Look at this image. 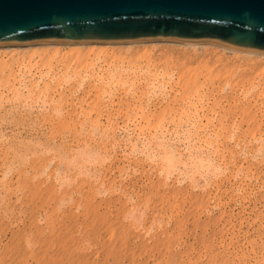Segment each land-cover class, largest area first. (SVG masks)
I'll use <instances>...</instances> for the list:
<instances>
[{
  "label": "rangeland",
  "instance_id": "rangeland-1",
  "mask_svg": "<svg viewBox=\"0 0 264 264\" xmlns=\"http://www.w3.org/2000/svg\"><path fill=\"white\" fill-rule=\"evenodd\" d=\"M164 48L150 56L134 49L114 56L84 54L76 60L23 59L14 67V76L27 86L19 89L20 98L14 95L19 77L14 81L8 72L0 74V264H264V64L202 47L198 53ZM35 82L39 87L47 83L49 90L41 93L43 88L38 87L39 92L32 88ZM58 99L61 117L69 123L81 121L84 114L77 118L76 112L90 110L88 121L99 125L93 129H99L98 134L87 121L83 128L70 126L66 139L81 143L88 138L85 141L95 148L102 146L101 155L100 150L92 151L97 155L71 151L67 164V159L60 161L61 188L49 175L54 161L42 175L33 178L30 171L25 173L23 163L36 159L32 153L29 159L30 151L16 143L46 136L41 125L37 132L23 122L29 119L25 111L29 105L30 118L40 116L48 122L43 130L54 129L62 119L52 110ZM92 103L101 104L98 110L103 111ZM166 104L175 114L189 111L182 119L189 123L171 124L168 117L175 116L171 110L157 138L179 142L190 149L182 148L183 155L198 151L210 163L195 168L186 160L189 166L180 164L176 175L172 172L167 179L165 173L159 174V165L147 159L148 137L154 130L144 118ZM12 105L14 117L5 114ZM7 145H17L18 150ZM13 150L21 152L19 159ZM57 150L45 153L44 159ZM105 152L108 158L101 160ZM4 156L18 165L8 173Z\"/></svg>",
  "mask_w": 264,
  "mask_h": 264
},
{
  "label": "water",
  "instance_id": "water-1",
  "mask_svg": "<svg viewBox=\"0 0 264 264\" xmlns=\"http://www.w3.org/2000/svg\"><path fill=\"white\" fill-rule=\"evenodd\" d=\"M144 39L264 52V0H0V45Z\"/></svg>",
  "mask_w": 264,
  "mask_h": 264
},
{
  "label": "bare ground",
  "instance_id": "bare-ground-1",
  "mask_svg": "<svg viewBox=\"0 0 264 264\" xmlns=\"http://www.w3.org/2000/svg\"><path fill=\"white\" fill-rule=\"evenodd\" d=\"M168 46H171V49L172 48H177V49H180V50H182L183 51V49H185V50H187V51H190V52H197L201 47H202V49L204 48L205 50H208V51H213V52H216V53H221L222 55L224 54V56H227V54H232L231 56L232 57H234L235 59H237V60H243V61H247V62H250V63H252V64H264V52H256V51H246V50H239V49H234V48H231V47H227V46H224V45H221V44H218V43H214V42H203V41H177V40H163V39H144V40H134V41H119V42H80V43H75V42H56V41H50V42H39V43H30V44H21V45H0V74H2V73H6V72H8V75H13L14 76V73H16L15 71H14V67L15 66H20V64H23L24 63V61H25V59H29V62H30V59H32V58H35V57H37V59L39 58V57H41V58H43V59H38L39 61L40 60H45V59H47L48 61H52V60H54L55 58H59L60 60H61V58H66V60H72L73 58H80L81 56H83L84 54H87V55H121L122 53L124 54H126V53H132V52H135L136 51V49H139V51H142V53L143 54H146V55H149V54H152L153 52H154V50L155 49H157L158 50V48H167ZM164 48V49H165ZM134 49H135V51H134ZM141 49V50H140ZM169 49V48H168ZM203 49V50H204ZM161 50V49H160ZM202 50V51H203ZM156 51V50H155ZM198 53V52H197ZM134 54V53H133ZM133 54H130V55H133ZM150 56V55H149ZM230 56V57H231ZM3 58H10L9 60H3ZM20 58H22V59H20ZM23 59H24V61H23ZM76 59H73V60H76ZM33 60V59H32ZM35 60V59H34ZM28 61V60H27ZM18 69H20V68H18ZM19 73H20V71H19ZM16 77H17V75L16 76H14L13 77V80L15 81V79H16ZM18 77H19V75H18ZM17 77V78H18ZM41 79V78H40ZM6 80V79H5ZM4 80V81H5ZM9 80V79H8ZM39 80V79H38ZM37 80V81H38ZM3 81V82H4ZM7 82V81H6ZM13 83V82H12ZM24 80L22 81V79L19 77V80H17V82H16V84L18 85V88H15V93H14V95H16V97H21V95H22V92H20L19 91V89L22 87V88H24V87H27V86H25L24 84ZM40 83V82H39ZM39 83H37V82H35V84H33V87L32 88H35V89H37L40 85H38ZM11 84V83H10ZM47 83H45V85H43L42 87H39L40 89H42L41 90V93L42 92H44L45 93V91L47 90H49L48 89V87H50V85H46ZM131 84V83H130ZM134 84V83H133ZM11 85H15V84H11ZM80 85H81V83H80ZM79 85V86H80ZM31 88V87H30ZM46 89V90H45ZM28 90L29 91H33V90H31V89H29L28 88ZM39 92H40V90L39 89H37ZM43 90H45V91H43ZM128 90H130V88L128 89ZM29 91L27 92V93H29ZM37 91V92H38ZM31 93V92H30ZM40 94V93H39ZM23 95H24V93H23ZM27 95H29V94H27ZM25 96V95H24ZM180 97H181V95H179ZM19 97V98H20ZM100 97V96H99ZM179 97V98H180ZM150 98V97H149ZM175 98V100H176V97H174ZM177 98H178V96H177ZM55 99V98H54ZM60 99V98H59ZM59 99L57 100L58 102L57 103H59L60 101H59ZM75 99H77V98H75ZM79 99V98H78ZM77 99V100H78ZM81 99V98H80ZM79 99V100H80ZM174 100V99H173ZM180 100H181V98H180ZM53 101V100H52ZM56 101V100H55ZM63 101H65V100H63L62 99V102ZM80 101H82V100H80ZM79 101V102H80ZM74 102V101H73ZM76 102V101H75ZM170 102V101H169ZM175 102V101H174ZM25 103V102H24ZM56 103V104H57ZM64 103V102H63ZM168 103V102H167ZM172 103V102H171ZM177 103V102H176ZM77 104V103H76ZM93 104H94V106H93ZM178 104V103H177ZM25 105H26V103H25ZM60 105H62V103L60 104L59 103V105H57V107H54L55 106V103L53 102V107L52 108H54V109H52V110H54V113H56L57 114V116L59 117H61V115H63L62 113V110L63 109H61V108H63L62 106H60ZM101 105V104H100ZM100 105H96V103H92V105L91 106H93V107H95V106H97L96 107V109H97V111H99L98 110V106H100ZM17 106V105H16ZM74 106V105H73ZM127 106H128V104H127ZM131 106H132V104H131ZM171 104H170V106L168 105V104H166V106L165 107H163L162 109L160 108V110H158V111H155L156 113H152V114H150L151 112H149V114H147L146 113V115H144V118L146 119V122H147V124H148V126L150 127V124H153V125H151V126H153V129H152V133L150 134V137H148V139H149V141H150V143L148 144V147L150 148H148L149 150H150V152L148 153L149 155H148V157H147V159L149 160H152V161H154V163H156V164H158L159 166H158V172H159V174H162V173H165V178L167 179L168 178V175H170V174H172V172H176V171H178L177 169H178V167H179V165L181 164V166H184V167H186L187 165H188V163H186V160L187 161H189V162H191L192 164H194V166H195V168L197 167V166H200L201 168H204L205 167V162H207V163H209L208 161V158L207 157H205V160L207 159L208 161H205V160H203L204 159V157L202 158V157H200V156H198V155H200V154H197V152H196V154H192L193 156H191L189 153L191 152H189V153H187L186 155H183V153H184V151H183V149L182 148H184L185 146H181L182 144L181 143H179L178 142V144L177 143H171V142H162V138L163 137H165V136H163L162 138L161 137H159V138H161V141L157 138V135H158V133L156 134V132L158 131V129H159V131H160V128L161 127H163L164 125H163V118L165 119V117L164 116H166L167 114H170L171 113ZM9 107V106H8ZM14 107H15V105L13 106H10V108H9V110H5V114H9L11 117H14V115H13V113H14ZM76 107V106H75ZM82 107V106H81ZM103 107V106H102ZM107 107V106H106ZM111 107V106H110ZM16 108V107H15ZM29 110H25L26 111V114L29 116V119H23V122L24 123H26L27 124V126H30V128L31 127H33V129L34 130H38L39 128H38V126L39 125H41L42 126V133L43 134H45L46 136H44L43 135V137H41V138H44V139H35V141H34V139L32 140L30 137H29V139H30V142L31 141H34V142H32V143H29V142H26V140L25 141H20V142H16V143H18V147H21L22 149H24L25 150V152H29V156H27L28 154L27 153H25L24 151V153L22 152V156L23 157H25L26 158V161L25 162H27L32 156H33V154H34V156H33V159H36V160H33V161H31V160H29L28 161V163H23L24 162V160L22 161V158H20L21 159V162L23 163V165L25 166V168H27V169H29L30 168V170H27V169H25V173H28L29 171L31 172V174L33 175V178L34 177H36V176H38V175H42V174H44L45 173V170L47 169V168H49V166H50V164H51V162H55V165H53V166H56V167H52L53 168V172L51 173L50 171V173H49V175L51 174V177L53 176V178L55 179V181H56V185L55 186H57V188H61V186H62V181H61V179H60V175L62 174L61 173V170H62V168H61V163H60V161H62V160H64V159H67V155H68V153L70 152V154H72L71 153V151H76L75 153H77L78 151H83L84 152V150H86V151H90L91 153H92V151H96V152H98L99 150H100V148L102 147L101 145V147H98V148H95V146L92 144V143H89V140H87V141H85L86 139H88V138H86V139H84V141H82L81 143L79 142V140H72L73 138L71 137V139L69 140L68 138L66 139V137H65V135H66V133H67V135H68V130L69 129H71L70 128V126H80L81 128H83V126H84V124H85V122L87 121L88 123H90L92 126H93V128H92V130L94 129V126L96 125H98V121H93V122H89V121H91V120H89V118L87 117V115H88V113H90V110L89 111H86L85 110V113H83V112H76V117L78 116V115H81V114H84V116H81L82 117V119H81V121L80 120H77L76 121V123L75 124H73L74 122H71V123H69V121H67L66 120V118H60L61 120H59L58 122H56V124H55V127H54V129L53 130H49V129H46V127H45V130H43V125L45 124V123H48L47 121H46V119H41L40 118V116H35L34 117V115H32L33 117L32 118H30L31 116H30V113L32 112L33 113V111L32 110H30L32 107L29 105L28 107H27ZM44 108V107H43ZM100 108V107H99ZM128 108H129V106H128ZM135 108V107H134ZM173 108V107H172ZM175 108H178V107H175ZM181 108H182V106H181ZM80 109V108H79ZM91 110H93L92 108H90ZM120 109V108H119ZM119 109H118V111H119ZM136 109V108H135ZM17 110V109H16ZM38 110V109H37ZM42 110V109H41ZM39 111V112H42V111ZM47 110V109H46ZM82 110H83V108H82ZM81 110V111H82ZM94 110H95V108H94ZM93 110V111H94ZM117 110V109H116ZM132 110V109H131ZM180 110V109H179ZM18 111V110H17ZM74 111V113H75V111H76V109L75 110H73ZM100 111H103V110H100ZM114 111V110H113ZM126 111V110H125ZM132 111H134V112H132V113H135V115H137L136 113L137 112H135V110L133 109ZM173 112L175 111V109H173L172 110ZM178 111V110H177ZM39 112L38 113H36V114H38L39 115ZM53 112V111H52ZM52 112H50V114L52 113ZM86 112H88V113H86ZM109 112H110V110H109ZM131 112V111H130ZM66 113V112H65ZM72 113V112H71ZM100 113V112H99ZM98 113V114H99ZM102 113V112H101ZM115 113V112H114ZM117 113V112H116ZM190 112L189 111H187L186 109H183L182 111H180V112H178L177 114H175V112H174V114H175V116H170V117H168V119H170L171 121V124L173 123V122H175L176 121V125H179L178 123H180V122H184L185 120H183L182 121V119L184 118L183 116H185V118H187L186 116H189L190 114H189ZM56 114H54V116H56ZM106 114V113H105ZM104 114V115H105ZM26 115V116H27ZM41 115H43V114H41ZM45 115V114H44ZM49 115V114H48ZM68 115L69 114H67V116L66 117H68ZM74 115V114H73ZM116 115V114H115ZM152 115V117H154V118H152L153 120H149V118H150V116ZM47 116V115H46ZM53 116V117H54ZM89 116H90V114H89ZM114 116V115H113ZM148 116H149V118H148ZM16 117L17 116H15V118H14V121H15V119H16ZM42 117V116H41ZM44 117V116H43ZM49 117V116H48ZM72 117V116H71ZM78 117H80V116H78ZM77 117V118H78ZM96 117V116H95ZM98 117V116H97ZM101 117H103V116H101ZM136 117V116H135ZM190 117H192V116H190ZM189 117V118H190ZM57 118V117H56ZM55 118V119H56ZM75 118V117H74ZM100 118V117H99ZM108 118H109V115H108ZM107 118V119H108ZM148 118V119H147ZM11 119H13V118H11ZM22 119H20V121L22 120ZM50 119V118H49ZM114 119V118H113ZM151 119V118H150ZM192 119V118H191ZM25 120V121H24ZM54 120V119H53ZM52 120V121H53ZM57 120V119H56ZM70 120V119H69ZM72 120V119H71ZM74 120V119H73ZM76 120V119H75ZM89 120V121H88ZM95 120V119H94ZM109 120V119H108ZM135 120V119H134ZM144 120V119H143ZM8 121V120H7ZM13 121V120H12ZM17 122H19L18 120H16ZM44 121H45V123H44ZM111 121V120H110ZM131 121V120H130ZM153 121V122H152ZM165 121V120H164ZM186 121H188V120H186ZM6 122V121H5ZM16 122V123H17ZM87 122H86V125H87ZM152 122V123H151ZM166 122V121H165ZM1 123H2V121H1ZM14 123V122H13ZM100 123V122H99ZM168 123V122H167ZM188 123H189V121H188ZM190 123H191V121H190ZM7 124V123H6ZM18 124V123H17ZM20 124V123H19ZM21 124L23 125V123L21 122ZM26 124H25V126H26ZM49 124H50V121H49ZM52 125H53V122L51 123ZM106 124V123H105ZM126 124V123H125ZM169 124V123H168ZM170 124V125H171ZM184 124V123H183ZM11 125V124H10ZM15 125V124H14ZM51 125V126H52ZM129 125V124H128ZM16 126V125H15ZM21 126V125H20ZM47 126V125H46ZM88 126V125H87ZM95 126V127H96ZM99 126V125H98ZM105 127H107L106 125H104ZM109 126V125H108ZM124 126V125H123ZM127 126V125H126ZM147 126V125H146ZM180 126H181V123H180ZM13 127V126H12ZM49 127V126H48ZM89 127H91V126H89ZM165 127H166V125H165ZM164 127V128H165ZM174 127V126H173ZM182 127V126H181ZM223 127V126H222ZM74 128H76V127H73V129ZM97 128V127H96ZM95 128V129H96ZM104 128V127H103ZM130 128V127H129ZM79 129V128H78ZM85 129H86V127H85ZM150 129V128H149ZM176 129H177V126H176ZM12 130V129H11ZM27 131H29L28 129H26ZM40 130H41V127H40ZM75 130V129H74ZM99 130V129H98ZM98 130L96 129L95 131L93 130V132L94 133H96V132H98ZM105 130V132H107L106 131V129H104ZM104 130H103V132H104ZM126 130V129H125ZM163 131H165L164 129H162ZM167 130V129H166ZM19 131V130H18ZM17 131V132H18ZM21 131V130H20ZM31 131V130H30ZM36 131H33V132H35V134L38 132H36ZM73 131V130H72ZM76 131V130H75ZM75 131H74V133H75ZM158 131V132H159ZM181 131V130H180ZM16 132V131H15ZM22 132V131H21ZM40 132V131H39ZM92 132V133H93ZM148 132H149V130H148ZM188 132V131H187ZM26 133V135H27V132H25ZM90 133V132H89ZM99 133V132H98ZM98 133H96V134H98ZM150 133V132H149ZM167 133V132H166ZM182 133H183V131H182ZM182 133H180V134H182ZM184 133H185V131H184ZM15 134V133H14ZM28 134H29V132H28ZM40 134H41V132H40ZM76 134V133H75ZM79 134V133H78ZM87 134V133H86ZM95 134V135H96ZM101 134H102V132H101ZM163 134V133H162ZM189 134V133H188ZM37 135H39V134H37ZM94 135V136H95ZM105 135H107V134H105ZM125 135H127V134H124V136ZM148 135V134H147ZM160 135V134H159ZM164 135V134H163ZM174 135V134H173ZM183 136L185 135V134H182ZM40 136V135H39ZM93 136V135H92ZM92 136H90V138L92 139ZM100 136V135H99ZM128 136V135H127ZM126 136V137H127ZM149 136V135H148ZM181 136V135H180ZM186 136H188L187 134H186ZM190 136V135H189ZM13 137V136H12ZM27 137V136H26ZM34 137V136H33ZM68 137V136H67ZM82 137V136H81ZM84 137V136H83ZM82 137V138H83ZM89 137V136H88ZM129 137V136H128ZM192 137V136H191ZM17 138V137H16ZM35 138V137H34ZM37 138V137H36ZM39 138V137H38ZM100 138H101V136H100ZM105 138V137H104ZM168 138V137H167ZM174 138V137H173ZM190 138V137H189ZM214 138V137H213ZM26 139V138H25ZM28 139V138H27ZM79 139V138H78ZM125 139V138H124ZM127 139V138H126ZM138 139V138H137ZM143 139V138H142ZM147 139V140H148ZM179 139H181V137L179 138ZM178 139V140H179ZM22 140V139H21ZM83 140V139H82ZM103 140V139H102ZM107 140H108V136H107ZM164 140V139H163ZM166 140V139H165ZM170 140V139H169ZM171 140H172V138H171ZM176 140H177V137H176ZM182 140H186V141H189V139L187 140V137L186 138H184L183 137V139ZM191 140V139H190ZM18 141V140H17ZM130 141V140H129ZM132 141V140H131ZM136 141V140H135ZM141 141V140H140ZM175 141V140H174ZM181 141V140H180ZM195 141V140H194ZM14 142V141H13ZM14 142V143H15ZM58 142V143H57ZM91 142V141H90ZM101 142V141H100ZM137 142V141H136ZM139 142V141H138ZM142 142V141H141ZM146 142V141H145ZM193 142V141H192ZM10 143V142H9ZM15 143V144H16ZM98 143V142H97ZM104 143V142H103ZM106 143V142H105ZM108 143V142H107ZM11 144V143H10ZM56 146H55V145ZM91 144V145H90ZM111 144V143H110ZM133 144V143H132ZM131 144V145H132ZM136 144V143H135ZM145 144V143H144ZM187 144V143H186ZM185 144V145H186ZM194 144V143H193ZM96 145V144H95ZM115 145V144H114ZM140 145V144H139ZM183 145H184V143H183ZM189 145V144H188ZM7 146H9V145H7ZM14 146V145H13ZM17 146V145H16ZM16 146H14L13 148L15 149V150H18V149H16L15 147ZM97 146V145H96ZM103 146H104V144H103ZM109 146V145H108ZM201 146V145H200ZM11 147V149H13L12 148V145L11 146H9V148ZM143 147V146H142ZM192 147V146H191ZM21 148H19V149H21ZM33 148H35V149H33ZM58 149L57 150V153L58 154H54V155H52V156H50V158L49 157H47V158H49V160L48 161H46L47 159H44V155H45V153L46 154H48L47 152H51V150L53 151V149ZM94 148V149H93ZM146 148H147V146H146ZM195 148V147H194ZM105 149V148H104ZM109 149H111V148H109ZM136 149V148H135ZM185 150H187V151H189L188 150V147H185L184 148ZM192 149V148H191ZM196 149H199V148H196ZM195 149V150H196ZM202 149V148H201ZM9 150V149H8ZM50 150V151H49ZM101 150H102V148H101ZM101 150L98 152V155L100 154L101 155ZM106 150V149H105ZM144 150V149H143ZM194 150V151H195ZM14 151V150H13ZM22 151V150H21ZM85 151V152H86ZM88 151V152H89ZM107 151V150H106ZM146 151V150H145ZM186 151V152H187ZM199 151H201V150H199ZM9 152V151H8ZM15 152V151H14ZM17 152V151H16ZM15 152V153H16ZM19 152V151H18ZM54 152V151H53ZM56 152V151H55ZM82 152V153H83ZM113 151H111V153H112ZM134 152V151H133ZM147 152H148V150H147ZM185 152V153H186ZM15 153H13V154H15ZM31 153H32V156H31ZM38 153V154H37ZM74 153V154H75ZM79 154H80V152H78ZM95 152H93L92 153V155L94 154ZM108 153V152H107ZM114 153V152H113ZM129 153H131L130 151H129ZM157 153V154H156ZM200 153V152H199ZM10 154H11V150H10ZM9 154V155H10ZM12 154V155H13ZM16 154H18V155H14V156H16V158L18 157V156H20L21 155V152H19V153H16ZM20 154V155H19ZM52 154V153H51ZM85 154V153H84ZM83 154V155H84ZM35 155H37V157H35ZM82 155V156H83ZM91 155V156H92ZM95 155H97V153H95ZM106 152L105 153H102V157L100 158L101 160H105L106 158H108V157H106ZM114 155V154H113ZM13 156V159L15 158ZM29 158V159H27V157ZM68 156H70V155H68ZM72 156V155H71ZM74 156V155H73ZM72 156V157H73ZM75 156H77V155H75ZM110 156V155H109ZM6 157H7V155H6ZM6 157L4 156V165L6 164V167H5V173H8V172H10V170H11V167H12V165L15 167V165L16 166H18L17 164H14V160L12 161V160H7L6 159ZM56 157H58L57 158V160H58V162H56L54 159L56 158ZM72 157H70V158H72ZM84 157V156H83ZM93 157V156H92ZM96 157H98V156H96ZM95 157V158H96ZM114 157V156H113ZM9 158H11V156L9 157ZM154 158H156V160H157V162L155 161V159ZM17 159H19V158H17ZM16 159V160H17ZM82 159V158H81ZM84 159V158H83ZM94 159V158H93ZM85 160V159H84ZM96 160V159H95ZM98 160V159H97ZM142 160H144V159H142ZM19 161V160H18ZM69 160L67 159L66 160V163L65 164H67V162H68ZM77 161V160H76ZM81 161V160H80ZM127 161H129V160H127ZM17 162V161H16ZM20 162V161H19ZM18 162V163H19ZM63 162V161H62ZM72 162V161H71ZM100 162V161H99ZM103 162V161H102ZM107 162H108V160H107ZM58 163V164H57ZM64 163V162H63ZM104 163V162H103ZM108 163H110V162H108ZM153 163V162H152ZM153 163V164H154ZM206 163V164H207ZM28 164V165H27ZM100 164V163H99ZM135 164V163H134ZM187 164V165H186ZM191 164V165H192ZM210 164V163H209ZM19 165H21V164H19ZM51 165V166H52ZM101 165V164H100ZM109 165V164H108ZM186 165V166H185ZM64 166V165H63ZM66 166V165H65ZM107 166V165H106ZM129 166V165H128ZM189 166V165H188ZM193 166V167H194ZM67 167V166H66ZM155 167V166H154ZM157 167V166H156ZM127 168V167H126ZM182 168V170H183V167H181ZM192 168V167H191ZM199 168V167H198ZM209 168V167H208ZM180 169V168H179ZM32 170V171H31ZM105 170V169H104ZM181 170V169H180ZM184 170H185V168H184ZM189 170V169H188ZM187 170V171H188ZM201 170H203V169H201ZM206 169H204L203 171H205ZM208 171H209V169H207ZM52 171V170H51ZM190 171V170H189ZM198 171V170H197ZM196 171V174L198 173ZM47 172H48V170H47ZM46 172V173H47ZM175 172H174V174H175ZM183 172V171H182ZM202 172V171H201ZM180 173V172H179ZM194 173V172H193ZM200 173V172H199ZM98 174V173H97ZM187 174V173H186ZM48 175V174H47ZM176 175V174H175ZM193 175V174H192ZM199 175V174H198ZM164 176V175H163ZM178 176V175H177ZM195 176V175H194ZM48 177V176H47ZM50 177V178H51ZM192 178V177H191ZM196 179V178H195ZM72 180H74V179H72ZM63 187V186H62ZM70 187V186H69ZM18 188H19V186H18ZM65 188H66V186H65ZM67 189V188H66ZM59 247H61V245H59ZM61 249V248H60Z\"/></svg>",
  "mask_w": 264,
  "mask_h": 264
}]
</instances>
